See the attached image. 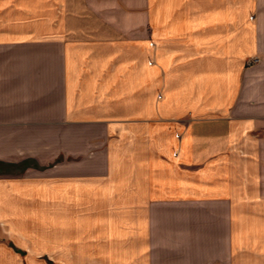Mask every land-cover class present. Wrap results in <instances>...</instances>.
Returning a JSON list of instances; mask_svg holds the SVG:
<instances>
[{"label":"crops","instance_id":"0c3cea01","mask_svg":"<svg viewBox=\"0 0 264 264\" xmlns=\"http://www.w3.org/2000/svg\"><path fill=\"white\" fill-rule=\"evenodd\" d=\"M0 264H264V0H0Z\"/></svg>","mask_w":264,"mask_h":264},{"label":"rangeland","instance_id":"374dc122","mask_svg":"<svg viewBox=\"0 0 264 264\" xmlns=\"http://www.w3.org/2000/svg\"><path fill=\"white\" fill-rule=\"evenodd\" d=\"M26 165V164H25Z\"/></svg>","mask_w":264,"mask_h":264}]
</instances>
